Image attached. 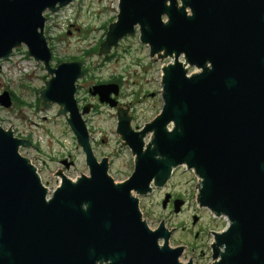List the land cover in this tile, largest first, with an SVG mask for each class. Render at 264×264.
I'll use <instances>...</instances> for the list:
<instances>
[{"label": "water", "instance_id": "obj_1", "mask_svg": "<svg viewBox=\"0 0 264 264\" xmlns=\"http://www.w3.org/2000/svg\"><path fill=\"white\" fill-rule=\"evenodd\" d=\"M73 1L0 0V61L25 46L45 65L51 80L40 98L45 108H63L90 172L75 181L57 172L61 185L48 198L36 166L19 152L37 151L34 144L0 127V264H184L185 248L170 245L175 229L162 221L152 230L134 195L165 186L181 166L201 179L197 203L229 222L211 232V263L264 264V0H119L118 21L108 25L98 56L137 27L156 63L172 60L162 69V110L142 131L132 132L127 104L118 109L122 146L137 156L121 183L93 152L83 116L94 106L81 112L75 97L83 64L51 66L45 12ZM92 94L116 107L110 96L119 86L100 85ZM12 103L8 91L0 95V106ZM184 204L176 199L174 212Z\"/></svg>", "mask_w": 264, "mask_h": 264}, {"label": "rangeland", "instance_id": "obj_2", "mask_svg": "<svg viewBox=\"0 0 264 264\" xmlns=\"http://www.w3.org/2000/svg\"><path fill=\"white\" fill-rule=\"evenodd\" d=\"M118 15L119 0H74L55 13L45 12V36L48 37L49 47H54L58 62L76 60L87 70L88 75L79 79L85 78L77 96L81 103H84L85 97L87 103L96 107L97 112L91 117L90 125L93 137L100 145L97 155L112 158L110 175L116 183H121L129 173L133 174L135 157L131 148L122 146L126 142L117 133L120 122L118 109L126 110L124 104L128 105L126 116L129 120L130 116H134L132 126L142 127L154 120L164 104L162 69L172 60L168 58L156 63L158 57H151L150 47L141 42L137 27L134 35H127L108 54L98 56L102 45L106 43L108 25L115 24ZM27 49L22 46L15 50L9 60L0 61V95L8 91L16 98L11 107L0 106V127L4 130L14 127L16 138L29 140L38 147L37 151L20 148L19 152L32 160L48 189V198H51L62 181L61 178L53 179L57 172L72 181L81 177L80 172L87 177L90 172L86 156L68 126L66 117L60 115L63 108L58 104L44 107L40 92L51 76L42 71L46 70L43 63L29 57ZM53 66H56L55 61L52 62ZM188 72L195 73L197 69L189 67ZM110 79L119 80L122 85L119 95L115 97L116 107L102 104L87 93L88 86ZM152 135L148 133L145 136L146 144L151 142ZM64 158L69 162L74 160L75 166L69 169L63 167ZM198 184H201V179L192 170L181 166L175 169L165 186H153L154 191L149 195L134 194L139 198L143 217L152 230L157 229L162 221L169 230L175 229L170 245L173 248H185L180 258L184 264L190 259L193 264L211 263L214 243V234L211 232H222L229 223L226 217H218L197 203ZM167 193L184 200L180 213L174 212L173 202L163 208ZM194 216L199 217L196 225L193 224ZM162 243L163 240L160 241Z\"/></svg>", "mask_w": 264, "mask_h": 264}, {"label": "flooded vegetation", "instance_id": "obj_3", "mask_svg": "<svg viewBox=\"0 0 264 264\" xmlns=\"http://www.w3.org/2000/svg\"><path fill=\"white\" fill-rule=\"evenodd\" d=\"M50 50H51V53H52V58H51V66H52V62H56V66H53L52 68L53 69H57L58 68V66L60 65V64H62L63 62L62 61H60V62H58L57 60H56V58H55V54H54V52H53V50H54V47H51L50 48ZM76 60H73V62H75ZM65 63V62H64ZM83 71H84V76L86 77L87 75H88V73H87V70L85 69V67H83ZM85 79V78H84ZM84 79H82V80H78L79 82L77 83V91H76V94H75V97H76V100H77V102H78V106H79V109H80V111L82 112V111H84V108L85 107H91V106H93L92 104H90V103H87V101H86V99H85V97L83 98L84 99V103H81V101H80V98L77 96L78 95V93H79V91H81L82 90V82H83V80ZM110 84H115V85H118L119 86V91H121V88H122V85L120 84V81L119 80H107V81H98L96 84H93L91 87L90 86H88L87 87V93L89 94V95H91L92 97H95L96 99H98L99 100V102H100V96L99 95H93L92 94V90L94 89V87H97V86H100V85H110ZM11 93V92H10ZM150 94V93H149ZM151 96H153L154 95V93H151L150 94ZM11 96H12V100H15L16 98H14V96H13V94H11ZM115 97L117 98V96L115 95V94H111V96H110V98L111 99H114L116 102L115 103H117V100L115 99ZM80 103V104H79ZM102 104H107V103H102ZM108 106H110L109 104H107ZM97 112V109H96V107L94 106L93 108H91V111H90V113L88 114V115H86V116H83V119L85 120V121H87V125H88V131H89V136H90V141H91V145H92V149H93V152H94V154H95V156H96V158L98 159V162H102V160L103 159H107V161H108V165H109V172H111V169H112V164H113V160H112V158L111 157H109V156H106V155H103V156H98L97 155V152H98V150H100V145L98 144V142L96 143V139H95V137H93V129H92V126L90 125V120H91V117L93 116V114H95ZM133 118H134V116H130V126H132V124L131 123H133ZM145 126V125H144ZM144 126H142V127H139V126H132L131 128H132V132H134L135 134L136 133H139L143 128H144ZM102 142H104V140H102ZM33 148H38L35 144H34V147ZM147 148H148V143L146 144V142H145V140H144V147L142 148V152H143V154L144 153H146V150H147ZM135 155V154H134ZM135 157H137L136 155H135ZM62 165H63V167H65L66 169H69L70 167H74L75 166V163H74V160H72V161H67V159H63L62 160ZM79 174H81V175H86V174H84L83 172H80ZM132 174L131 173H129L127 176H126V179L127 178H129L130 176H131ZM79 178V177H78ZM77 178V179H78ZM75 181V180H74ZM167 194H170V193H167ZM166 194V195H167ZM171 199H170V202L168 203V206L170 205V203L171 202H173L174 203V201L177 199L175 196H174V194H171ZM192 261V260H191ZM193 262V261H192Z\"/></svg>", "mask_w": 264, "mask_h": 264}, {"label": "bare ground", "instance_id": "obj_4", "mask_svg": "<svg viewBox=\"0 0 264 264\" xmlns=\"http://www.w3.org/2000/svg\"><path fill=\"white\" fill-rule=\"evenodd\" d=\"M74 181V180H73ZM181 261V260H180Z\"/></svg>", "mask_w": 264, "mask_h": 264}, {"label": "built area", "instance_id": "obj_5", "mask_svg": "<svg viewBox=\"0 0 264 264\" xmlns=\"http://www.w3.org/2000/svg\"><path fill=\"white\" fill-rule=\"evenodd\" d=\"M32 161V160H31Z\"/></svg>", "mask_w": 264, "mask_h": 264}]
</instances>
